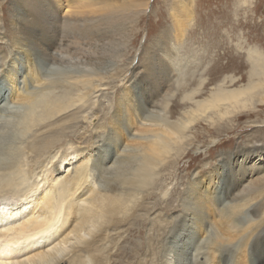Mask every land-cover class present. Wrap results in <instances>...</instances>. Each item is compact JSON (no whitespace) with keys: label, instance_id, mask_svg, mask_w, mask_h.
<instances>
[{"label":"rangeland","instance_id":"rangeland-1","mask_svg":"<svg viewBox=\"0 0 264 264\" xmlns=\"http://www.w3.org/2000/svg\"><path fill=\"white\" fill-rule=\"evenodd\" d=\"M146 1L117 0L109 3L105 0H93L92 4L98 5L89 7L90 2L84 0H0V76L4 74L3 84H10L3 91L5 97L8 93V96L17 94L16 89L20 88V84L11 83L15 73H8L10 66L14 65V71L18 69L21 74L24 73L32 64V57L27 52L31 49L38 51L43 47L38 33L22 30L40 15L46 16L45 22L52 25L57 17L62 16V11L69 8L77 10L80 14L64 18L71 23L62 26V33L75 38V42L89 52L94 50L93 42L103 41L110 47L109 62L105 66L115 76L103 80L101 84L109 86L97 89L87 104L78 101L83 94L82 90L74 93L75 99H70L74 108L58 123L70 119V125L76 127L65 131V125L57 129L66 145L51 149L49 158L52 159L48 163L49 169H46L49 171L48 179L64 174L59 170L69 167L72 157L65 156L59 165L53 167L54 162L61 153H71L79 140V134L91 127L98 130L100 135L111 134L113 138L112 132H115L116 139L124 147L132 144L135 139L133 135L140 131L157 130L163 122L180 123L175 128H178L180 135L186 137L181 148H198V152L195 149V153L192 152L194 154H187L167 169L166 164H156L158 158H155V167L151 168V162L145 157L148 153L142 150L136 155L141 162L149 163V167L139 177L143 179L142 189L147 193L148 202L143 215L154 220L145 224L135 222L132 219L135 211L133 207L129 208V212L121 213L118 221L120 225L124 224L123 237L114 245L106 264H161L159 253L163 254L164 247L159 245V241L163 237L159 238L158 235L161 232L163 235L169 232L173 234L178 227L177 222L182 213L180 202L190 194L195 196L193 190L189 189L194 176L200 177L204 188H207L201 197L216 196L218 190L215 187L219 175L214 170H219L222 158H225L222 163H227V167L234 160L247 167L238 177L237 171L232 170L231 177L239 179L245 176L248 179L250 172L253 174L255 169L258 171L255 179L259 181H255L254 185L257 188L264 185V150L263 153L254 151L264 149V104H257L254 111L242 113V107H237V103H233L235 107L228 108L229 103L214 101L218 90H240L246 94V98L243 95L241 99H251V96L260 99L264 96V0H150L144 11ZM26 10L27 14L33 16L38 11L39 14L26 20ZM12 55L20 58L14 59ZM22 65L24 68H20ZM88 67L95 69L96 66L93 64ZM21 81L19 77V82ZM42 87L33 84L30 93L37 94L43 90ZM64 92L61 89L55 91V94L62 95ZM86 101L87 99L84 100ZM143 102L149 105L155 103L157 113L154 114L153 109L150 115V118L155 116V125L149 124L141 116L137 118L139 112H136V108ZM199 102H204L205 107L196 109ZM32 109L36 110L34 107ZM188 111L191 114H186ZM37 116L36 113L34 118L37 119ZM125 119L132 121L133 130L124 136L115 124L126 122ZM97 125H101V128H96ZM156 133L160 131H155L154 134ZM137 142L142 141H135L133 144ZM62 149L65 151L62 152ZM237 151L251 152L246 156L247 162ZM96 157L100 161L103 154L91 156L94 159ZM35 160L38 164L39 157H35ZM29 163L25 168L32 171L35 181L44 183L46 171L43 178L41 175L38 177L35 173H41V169L37 170L36 165L28 166ZM106 165L110 166L108 163ZM136 178L131 166L123 165L108 182L120 185L136 181ZM30 182L29 186H33L34 181ZM230 188L237 198H242L237 202L236 211L248 215L247 220H243L246 227L248 222H252L248 220L254 218V211L258 210L260 214V210L264 212V192L260 194V198L255 193V186L244 191H238L240 187L234 184ZM106 203H112L114 211L117 209L115 202L108 200ZM229 207L230 204H227L226 208L232 210ZM250 207L251 211L248 210ZM263 215L264 213L260 217ZM211 219L216 226L220 218L218 216L217 219ZM127 223H131V226L126 225ZM160 227L164 229L159 231ZM202 227L203 225L200 228ZM205 228L206 226L202 231L197 230V236L201 240L206 238ZM247 243L245 241L240 245L245 254L248 251V247L245 248L246 251L244 249ZM256 244L258 249L264 247V235L256 240Z\"/></svg>","mask_w":264,"mask_h":264},{"label":"bare ground","instance_id":"bare-ground-1","mask_svg":"<svg viewBox=\"0 0 264 264\" xmlns=\"http://www.w3.org/2000/svg\"><path fill=\"white\" fill-rule=\"evenodd\" d=\"M84 1L90 2L89 7L98 5L92 4L93 0ZM115 1L117 0H105L109 3ZM149 1H146L144 11ZM78 14L80 12L77 10L66 9L52 25L45 22L46 16L40 15L30 26L22 29L25 32L38 33L43 47L38 51L31 49L27 52L32 57V64L24 73L21 74L18 69L14 71L16 69L14 65L8 69L11 75L15 73L11 83L20 84V88L16 89L17 94L12 93L8 96V93L5 97L3 91L7 90L10 84H3V72L0 76V264H106L114 245L123 237L124 224L120 225L118 221L121 213L129 212V208L133 207L135 211L132 213V219L135 222L145 224L154 220L143 215L148 202L147 193L142 189L143 179L139 177L149 167V163L141 162L136 155L142 150L148 153L145 157L151 162V168L155 167V158H158L156 164L161 166L166 164L167 169L168 166L177 164L187 154L198 152L195 146L191 149L181 148L186 137L180 135L178 128H175L180 123L163 122L157 130L140 131L133 135L134 142H142L135 144L133 142L124 147L121 141L116 139L115 132H112L113 138L111 134L100 135L98 130L91 127L79 134V140L74 144L71 153L65 155L61 153L54 162L53 167L59 165L65 156L72 157V161L69 159L70 166L59 170L64 174L54 179L47 178L49 171L46 169H49L48 163L52 159L49 158L51 149L66 145L57 129L65 125H67L65 131L76 127L70 125V119L58 123L70 109L74 108L70 104V99H75L74 93L82 90L83 94L78 101L87 104L92 100L94 92L105 85L101 82L115 76L105 66L110 58L109 44L103 41L93 42L94 50L89 52L76 43L75 38L62 33V26L71 23L64 18ZM36 16L27 14L26 10L24 18L28 20ZM76 23L77 21L74 22ZM12 58L20 57L12 55ZM133 61L134 57L131 64ZM92 63L96 66L95 69L88 67L92 66ZM19 77L22 79L21 82ZM33 84L43 86V90L37 94L30 93ZM253 86L257 88L256 84ZM61 89L65 90L64 94H55V91ZM238 91L218 90L214 95V101L229 103L228 108L235 107L233 103H237V107L238 105L242 107V113L254 111L261 103L264 104V96L260 99H256V96L241 99L243 95L246 98V94ZM45 93L48 94L45 96ZM13 100L16 102L13 103ZM24 104L31 111L27 110ZM154 106L155 103L149 105L145 102L138 105L137 118L141 116L149 124L154 123L155 116L150 118L153 109L154 114L157 113ZM32 107L36 110L32 111L34 110ZM204 107L205 103L199 102L196 109ZM36 113L37 119L34 118ZM186 114L191 112L188 111ZM125 121L115 124L117 129L122 130L124 136L133 130L132 121L128 119ZM93 123L97 124L96 121ZM96 128H101V125H97ZM155 131L160 133L154 134ZM149 133L152 135H147ZM69 147L71 148V145ZM256 150L262 152L264 149L254 151ZM64 151L65 149H62V152ZM236 153L244 156L247 162L246 156L251 152ZM101 154L103 158L100 161L98 157L91 158L92 155ZM35 157H39L38 164ZM224 159L220 160L219 170H214L219 175L217 186L214 185L218 190L216 196L208 194L211 197L207 195L201 197L207 188H204L200 177L194 176L189 189L193 190L195 196L192 197L190 194L180 202L182 213L181 217L179 216L180 221L177 222L178 227L173 234L169 232L163 235L161 232L158 235L159 238L163 237L159 241V245L164 247H161L163 254L159 253L161 264H264V247L260 246L261 249H258L256 244V240L264 235V215L260 217L264 212L260 210L262 211L260 214L258 210L254 211V218L248 220L252 222H248L249 225L245 227L243 220L244 218L247 220L248 215L236 211L237 202L242 198H237L230 188L232 184L240 187L238 191L254 186L257 188L254 183L259 181L255 179L258 171L253 169V174L250 172L253 175L251 177L250 174V179H245V176L235 179L230 176L232 170L237 171L238 177L247 167L236 160L227 167L225 166L227 163H222ZM28 162L31 163L28 166L36 165L37 170L41 169V173H35L38 177L41 175L43 178L46 171L44 183L40 180L35 181L32 171L25 168ZM106 163L110 166L107 167ZM123 165L131 166L137 180L120 185L110 184L108 180ZM31 180L34 181L33 186H29ZM263 189L264 185L257 188L255 192L257 196L264 192ZM108 200L116 203L115 211L112 203H106ZM227 204H230L229 209L232 210L226 208ZM248 210L251 211V207ZM218 216L220 219L214 226L211 218L217 219ZM53 222L54 230L49 232L48 228ZM126 225L131 226V223ZM202 225L203 229L206 226L204 230L206 238L203 237L201 240L200 236H197V230L202 231L200 228ZM162 229L158 228L159 231ZM39 233L46 235L35 240L30 239ZM245 241L248 242L244 246V249L248 247L246 254L240 248Z\"/></svg>","mask_w":264,"mask_h":264},{"label":"snow or ice","instance_id":"snow-or-ice-1","mask_svg":"<svg viewBox=\"0 0 264 264\" xmlns=\"http://www.w3.org/2000/svg\"><path fill=\"white\" fill-rule=\"evenodd\" d=\"M54 226H55V222H53V225H50L49 226L48 231L49 232L53 231L54 230ZM44 235H46V233H39V234H37L35 236L30 237V239L31 240H35L36 238L41 237V236H44ZM21 243H25V242L24 241H21Z\"/></svg>","mask_w":264,"mask_h":264}]
</instances>
